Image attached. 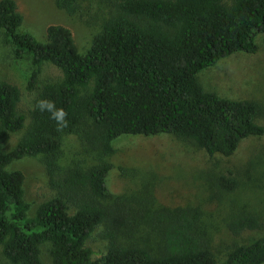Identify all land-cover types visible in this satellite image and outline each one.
Returning a JSON list of instances; mask_svg holds the SVG:
<instances>
[{
  "label": "trees",
  "instance_id": "16d2710c",
  "mask_svg": "<svg viewBox=\"0 0 264 264\" xmlns=\"http://www.w3.org/2000/svg\"><path fill=\"white\" fill-rule=\"evenodd\" d=\"M96 1L106 7L105 16L90 46L79 53L62 25H48L42 42L19 32L22 16L14 0H0V30L16 58L29 57L26 90H36L29 123L7 150L9 135L24 127V115L17 110L19 88L0 80L2 256L10 264H41L39 246L47 242L52 264H264V233L233 242L217 257L200 228L198 208L155 205L146 196L135 199V206L112 198L104 182L110 169L106 162L62 172L56 165L63 134L75 135L102 156L114 152L111 140L122 134L166 133L223 156L231 155L242 139L261 135L259 103L205 91L197 74L231 54L256 51L254 37L264 33V0ZM53 2L73 15L82 0ZM44 63L62 76L36 87ZM40 101L63 109L65 122L57 124L41 111ZM36 155L43 156L56 194L29 217L23 174L7 165ZM215 184L221 194H229L237 180L221 174ZM98 227L105 245L93 257L86 241ZM226 229L232 236L264 231V213L232 214Z\"/></svg>",
  "mask_w": 264,
  "mask_h": 264
},
{
  "label": "rangeland",
  "instance_id": "374dc122",
  "mask_svg": "<svg viewBox=\"0 0 264 264\" xmlns=\"http://www.w3.org/2000/svg\"><path fill=\"white\" fill-rule=\"evenodd\" d=\"M14 2L22 16L19 32L28 33L42 42L48 25H62L71 32L79 53H84L90 46L93 35L100 30L106 10L96 0H92L90 5L82 0L80 9L73 15L58 9L53 0ZM254 41L257 45L254 53L231 54L201 69L197 78L205 91L224 98L259 103L261 111L256 122L264 128V33H257ZM31 69L29 57L16 58L13 47L4 40L0 30V80L19 88L17 110L24 115V127L9 135L5 146L7 150L15 145L29 123V112L36 93L35 89L26 90ZM61 76L59 69L44 63L39 68L36 87L57 81ZM60 140L56 158L58 172L75 166L88 169L106 162L110 164V169L104 182L112 198L121 197L135 206V199L146 196L155 205L198 208L201 212L200 228L210 239V247L217 257H221L233 242L244 243L264 233L248 231L232 236L226 229V222L232 214L264 213V130L261 135L242 139L229 156L209 155L192 143L166 133L119 135L111 140L114 152L107 156L88 149L75 135L63 134ZM119 167L125 173L119 171ZM7 169L19 170L23 174V198L29 206L27 216L34 214L40 202L56 194L49 184L43 156H24L10 162ZM221 174L235 177L237 187L233 192L221 194L217 190L215 179ZM100 229L98 227L86 241L93 257H99L104 251L105 240L98 234ZM49 246L47 242L39 246L41 264H52ZM0 264H10L1 252Z\"/></svg>",
  "mask_w": 264,
  "mask_h": 264
},
{
  "label": "clouds",
  "instance_id": "9594fccd",
  "mask_svg": "<svg viewBox=\"0 0 264 264\" xmlns=\"http://www.w3.org/2000/svg\"><path fill=\"white\" fill-rule=\"evenodd\" d=\"M38 107L41 111L47 110L51 114L50 118L55 120L57 124L62 125L65 122V112L63 111V109L57 108L54 103L40 101L38 103Z\"/></svg>",
  "mask_w": 264,
  "mask_h": 264
}]
</instances>
